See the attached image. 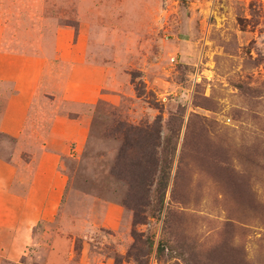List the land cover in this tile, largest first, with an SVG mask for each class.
Masks as SVG:
<instances>
[{"label": "rangeland", "instance_id": "obj_1", "mask_svg": "<svg viewBox=\"0 0 264 264\" xmlns=\"http://www.w3.org/2000/svg\"><path fill=\"white\" fill-rule=\"evenodd\" d=\"M1 59L0 109L33 97L0 156L49 149L65 182L0 264H264V0H0Z\"/></svg>", "mask_w": 264, "mask_h": 264}, {"label": "crops", "instance_id": "obj_2", "mask_svg": "<svg viewBox=\"0 0 264 264\" xmlns=\"http://www.w3.org/2000/svg\"><path fill=\"white\" fill-rule=\"evenodd\" d=\"M6 62L7 59L0 60V77L3 80L23 72V67H8ZM19 79L7 81L9 84L12 81L14 85ZM16 91L6 105L1 106L0 135H8L18 142L28 126L33 93L30 90L23 96L21 88ZM53 127L54 134L78 131L75 125L63 121ZM48 150L20 162L10 156H0V246H6L2 251L5 258L11 257L13 246L19 249L28 243L30 230L38 220L53 214L56 198L60 196L65 180L59 172L58 154Z\"/></svg>", "mask_w": 264, "mask_h": 264}, {"label": "trees", "instance_id": "obj_3", "mask_svg": "<svg viewBox=\"0 0 264 264\" xmlns=\"http://www.w3.org/2000/svg\"><path fill=\"white\" fill-rule=\"evenodd\" d=\"M150 150L151 151L149 152V154L147 156V160H146V162H148V164L151 168V169L149 168V170H151L150 172H153V174H155L158 169H159V171H161V175L157 178V186L155 188V191L157 193V201H158L160 209H161L164 205V195H165L167 185H168L169 163H167V161H168L167 154H164V156L162 157V159H164L165 162L160 164L159 163L160 156L157 155V150L154 147L152 148V146H151ZM158 164L160 165L159 167H158ZM147 179L148 178H142L138 181V183H140L142 185V188H144L146 191H150V188L148 189L147 184H146ZM136 216H135L136 223L141 222L142 220L136 218ZM153 245H154L153 239L147 238V246H148L149 250L153 249ZM157 250L161 251L162 247L160 245H158Z\"/></svg>", "mask_w": 264, "mask_h": 264}]
</instances>
